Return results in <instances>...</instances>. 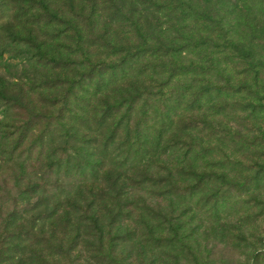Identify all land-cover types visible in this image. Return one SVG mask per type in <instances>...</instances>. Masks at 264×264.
<instances>
[{
    "label": "rangeland",
    "instance_id": "374dc122",
    "mask_svg": "<svg viewBox=\"0 0 264 264\" xmlns=\"http://www.w3.org/2000/svg\"><path fill=\"white\" fill-rule=\"evenodd\" d=\"M10 1L13 0H0V19L9 14ZM116 1H112L116 8L122 1L125 4L122 15L115 7L98 12L94 27L89 21L84 24L88 37L86 47L71 44L61 51L59 58L64 60L66 69L59 72L58 79H45L41 76L43 71L35 69L28 61L25 63V58L33 52L30 45L12 41L9 34H16L15 40L29 37L30 31L22 29H29L22 27V19H12L15 21L11 26H7L11 20L0 21V264H264V0L160 1V4L169 2L171 9L178 8L176 16L187 14L191 23L162 19L158 24L150 13L145 15H149V23L142 21V34H146V38L162 33L165 39L175 40L172 45L181 46L183 51L188 48L184 44L204 43L206 37H211L213 44H222L225 31L230 30L232 39L251 51L253 59L237 58L234 49H226L225 54L214 56V60L226 67L225 72L207 73L201 68L209 69L210 57L189 49L172 67L167 65L162 78L171 83L164 89L159 85L162 81H153L151 76L134 83L135 86L140 84L138 89L146 102H150L149 93L156 98L163 96L159 99L175 101L181 89H189L186 107L182 110H188L195 101L197 111L187 118L198 124L197 133L190 137L198 156L193 160L192 170L188 165L183 168L192 172L190 178H172L167 171H146L148 180L135 187L131 197L117 199L118 204L126 206L130 202L131 207L121 209L115 221H110L108 214L112 205L103 200L97 208L100 221L95 231L84 223L83 217L73 224L64 239L67 242L63 248L67 251L63 257H48L47 252H43L44 257L37 263L38 260L28 257L30 254L20 253L21 245L24 246L21 233L34 231L39 224L36 220L39 211L32 210L42 195L37 186L46 190L45 185L54 181L41 179L54 157L38 160V142L47 149L63 145L47 134L45 117L57 119L56 115L63 110L62 114L67 117L81 118L89 92L105 80L104 75L95 77L91 86L86 74L93 67L113 66L116 60L109 57V52L114 51L102 45L109 42L118 48L129 46L131 49L144 40L139 26L137 28L131 19L129 0ZM110 6L106 4L107 8ZM20 7L19 2L16 3V11L11 14L18 15ZM170 8L161 14L168 13L170 17ZM148 11L153 12V7ZM206 16L220 22L215 28L221 32L219 35L204 23ZM223 23L227 24V29H219ZM33 34L39 36L40 41L48 39L39 29ZM92 40L94 45L89 43ZM49 44L57 47L59 43ZM84 51L87 56L80 54ZM222 56L226 57L222 60ZM144 62L149 60L144 59ZM192 65L197 69L196 75L170 79L173 67ZM49 81L57 82V88L52 91L41 88L42 82ZM130 85V81L126 82L108 96L124 95ZM87 88L90 91H85ZM159 99H151L156 109L150 111V120L153 116L154 120H159V115L169 114L176 108L170 101L164 103ZM54 100L58 104L50 107ZM68 101L70 105L66 107ZM39 115L41 122L34 119ZM147 122L140 113L132 118L129 127L135 126L141 131L149 124ZM65 126V129L71 128L70 124ZM72 127L69 133L74 139L65 147V152L70 155L74 150H83L86 153L80 152L82 158L87 159L88 154L96 151L88 150L93 146L95 134ZM193 186L196 193L189 189ZM69 206L76 207V203ZM75 217H78L76 213ZM55 225H45L48 235L54 227L60 231L63 223L57 220ZM32 244L35 249L38 239L29 241L26 249L32 251ZM42 246L49 247L47 243Z\"/></svg>",
    "mask_w": 264,
    "mask_h": 264
},
{
    "label": "trees",
    "instance_id": "16d2710c",
    "mask_svg": "<svg viewBox=\"0 0 264 264\" xmlns=\"http://www.w3.org/2000/svg\"><path fill=\"white\" fill-rule=\"evenodd\" d=\"M40 1H10L7 5L10 8L9 14L3 16L0 21L4 23L11 20L7 24V26H11L15 20L22 19L24 23L22 27L28 26L31 29L22 28L30 31L29 37L24 39L16 37L15 40L16 34H9L13 39L12 41H17L25 46L30 45V49L33 52L24 61L25 63L28 61L35 69L38 68L40 72L43 71L41 76L45 79H51V77L58 79L61 75L60 73L65 71V62L59 57L62 55L61 51L65 50L67 46L75 44L77 47L81 45L86 47L88 37L84 26L85 22L89 21L94 27L98 12L104 9L112 10L115 7L117 12L122 15L124 13L122 9L125 5L122 1L121 6L116 8V0ZM160 1L162 0H129L130 8L132 9L131 19L137 28L139 26L141 37L144 36V40L137 48L131 49L129 46L125 49L118 48L109 42H105L102 45L103 48L106 45L109 51H114L109 52V57H115L116 60L113 66H106V68L105 66L93 67L86 74L91 86L95 77L104 75L105 80L98 83L93 91L88 88L85 90L90 91V96H87L88 103L85 106L87 110L83 109L81 118L77 119V116L67 117L62 114L63 110L57 114L58 116L56 115L57 119L51 118V116L45 117L49 129L47 134L53 140L61 141L63 145L58 148L50 146L47 149L38 142V160L43 157L46 159L54 157L53 162L48 163L42 172L41 179L43 181L54 179V181L52 184H44L47 188L46 190L40 185L37 186V190L41 191L42 195L38 198L32 210L39 211L37 213L38 218L36 217L39 224L36 225L34 231L30 230L21 233L23 235L21 244H24V246L21 245L19 251L20 253L22 252L23 256L24 254H30L28 257L38 260L37 263L44 257L43 252H47L48 257L49 255L59 258L63 257L62 255L67 251V249L63 248V244L67 242L64 239H67L73 224L76 225L80 217H83L86 220H83L84 223L90 224V228L95 231L100 221L98 213L100 211L97 208L99 201L104 202L103 200L112 205V208L108 210V214H110V221H115L121 213V209L131 207L130 202L124 206V204H118L117 199L120 197H131L133 189L148 180L145 175L146 171H167L169 176L178 179L190 178L189 176L192 175V172H187L183 169L188 165L190 170H192L193 160L198 156L194 152L195 145L192 144V139L190 138L191 134L197 133L198 124L193 119L187 118V116L197 111L194 108L195 101H192L191 106H187L188 110H182L186 107L184 103L189 94V89L183 88L180 92L178 91L179 94L175 97V101H173V98L159 99L163 96L156 98L155 94L149 93L150 102H146L142 99L143 93L138 89L140 84L135 86L134 83H140L139 79L151 76L153 81L161 80L162 83L159 85L164 89L171 83V80L166 79L165 82L162 78L166 74L167 65L172 67L176 64L179 56L189 49L193 52L202 51V53L206 54V58L210 57L209 69L201 68L203 72L211 73L217 71L220 74L225 72L226 67L221 66V61L214 60L215 55L225 54L226 49L230 50V48L234 49L233 51L237 53L236 57L240 59H253V53L235 42L232 39L233 37L230 36L233 33L230 30L225 31L222 37V44H213L215 43L214 40L211 37H206L204 43L193 42L184 44L183 46H188V48L183 51L181 46L175 47V44L172 45L175 40L165 39L162 37V33L159 34L158 32V36H155L156 38H146V34H142V21H146V24L149 23V15L145 16L147 13H150L152 20L158 24H160L162 19L175 20L176 22L179 21V23H191L190 21H192L187 14L181 13L176 16L177 12L175 10L178 8L171 9L169 2L160 4ZM18 2L21 5L19 14H11L12 11H16L14 5ZM107 3L112 5L110 6L111 8L106 7ZM103 4H105L104 7H102ZM151 6L153 7V12L148 11ZM168 8H170V17L168 13L161 14L163 10L168 11ZM203 20L206 25L211 26L215 35L221 33L218 32V29H215L220 26V22H214L208 16L204 17ZM116 22L117 19L115 18ZM223 27L227 29V24L223 23L219 29ZM36 29H39L49 40L40 41V37H36L33 34ZM194 38L196 39V36ZM94 40L89 43L94 45ZM51 42L59 44L57 47L54 45V49V46L49 44ZM18 53L23 55L21 52ZM80 54L82 56L88 55L87 53L85 54V51L80 52ZM222 57L223 60L226 56ZM144 59L149 60L150 63L144 62ZM151 62H154V64H151ZM45 70L50 73H45ZM196 70L193 65L188 68L175 66L171 69L169 76L171 77L170 79L194 76L196 75L194 72ZM129 81L131 82L130 90H126L124 95L120 94L117 97L108 96L112 92H117L120 85L122 86V84ZM57 85V82H42L41 88H47L52 91L57 88ZM142 88L143 90L146 89L144 86ZM220 92L221 90H219V94ZM94 94L101 96H94ZM151 99L153 101L159 99L164 103L170 101L176 108L169 114L159 115V120H154V116L150 120V116H148L150 111L154 108L156 109L155 103ZM93 102L95 103L94 106L92 105ZM57 104L54 100L49 106L55 107ZM69 105L68 101L66 107H69ZM96 108H99V110ZM140 113L149 123L141 131L140 128L135 126L129 127L132 118ZM34 119L40 122L43 121L40 115L35 116ZM66 124H70L71 128L65 129ZM140 124H138V127H140ZM72 126H78L80 129L83 128L87 132L90 131L95 134L93 146L89 147L88 150L92 151L95 149L96 151L86 156L89 160L82 158L83 155L80 152L82 151L84 155L86 153L83 150H74L70 155L65 152V147H69L71 140L74 139L69 133V130L73 129ZM189 189L195 193L197 192L196 186ZM71 201L76 203V207L72 208L69 206L72 204ZM75 213L78 217H75ZM88 213L90 216H88ZM60 216L61 218L58 219ZM57 220L63 223L61 230L57 231L54 227L48 235L45 225L56 226L55 222ZM126 220H129V218H126ZM35 236L38 237L35 238ZM34 239H38V246L33 249L34 244H32V251L27 250V243L29 241L32 242ZM43 243H47L49 247L44 248L42 246Z\"/></svg>",
    "mask_w": 264,
    "mask_h": 264
}]
</instances>
